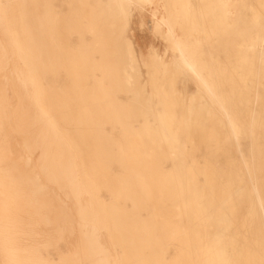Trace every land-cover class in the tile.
<instances>
[{
	"label": "bare ground",
	"instance_id": "obj_1",
	"mask_svg": "<svg viewBox=\"0 0 264 264\" xmlns=\"http://www.w3.org/2000/svg\"><path fill=\"white\" fill-rule=\"evenodd\" d=\"M0 264H264V0H0Z\"/></svg>",
	"mask_w": 264,
	"mask_h": 264
},
{
	"label": "rangeland",
	"instance_id": "obj_2",
	"mask_svg": "<svg viewBox=\"0 0 264 264\" xmlns=\"http://www.w3.org/2000/svg\"><path fill=\"white\" fill-rule=\"evenodd\" d=\"M149 14L150 8H144L142 11L140 10V12L134 10L132 15L133 18L130 25V29L133 36L135 49L137 52H139L137 53L139 59L141 62L146 60V58H148V53L151 48L159 52L157 54L163 56L165 59H168L170 58V53H162L163 51H165V45L163 41H161L157 36L153 35L150 30ZM141 73L142 78L145 81L147 78L145 68L141 67ZM178 86H180V88L186 95H191L196 92L195 84L186 72H183L180 79H178ZM202 101L203 104L206 102L204 98H202ZM22 141L23 139L20 136L16 137L15 145L18 149L21 148Z\"/></svg>",
	"mask_w": 264,
	"mask_h": 264
}]
</instances>
